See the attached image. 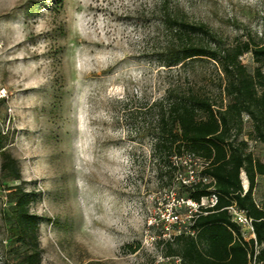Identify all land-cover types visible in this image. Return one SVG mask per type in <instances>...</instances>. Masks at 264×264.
<instances>
[{
	"label": "rangeland",
	"instance_id": "obj_1",
	"mask_svg": "<svg viewBox=\"0 0 264 264\" xmlns=\"http://www.w3.org/2000/svg\"><path fill=\"white\" fill-rule=\"evenodd\" d=\"M163 2L227 41L264 44V0H0V141L35 196L41 264H177L164 222L147 225L172 192L188 194L176 180L183 168L153 153L159 102L181 80L158 60L169 39ZM242 61L255 65L250 53ZM190 71L218 96L211 61ZM249 130L244 117L243 137ZM249 147L264 159L259 142ZM19 183L0 170V264L19 252L6 198ZM253 197L264 208V177ZM177 214L187 234L188 210Z\"/></svg>",
	"mask_w": 264,
	"mask_h": 264
},
{
	"label": "trees",
	"instance_id": "obj_2",
	"mask_svg": "<svg viewBox=\"0 0 264 264\" xmlns=\"http://www.w3.org/2000/svg\"><path fill=\"white\" fill-rule=\"evenodd\" d=\"M161 11L169 39L158 60L169 68L178 66L181 80L168 87L159 102L153 153L172 170H176L173 157L191 154L203 159L202 175L212 181L179 186L193 200L212 193L218 198L215 206L194 214L193 234L180 233L168 241L169 253L182 264H251L255 241L241 236L240 226L225 207L235 203L244 209L252 218L256 243L264 244V208L253 197L258 177H264V159L256 158L249 147L253 139L264 149V44L251 36L227 41L206 23H190L170 14L164 2ZM247 53L255 63L252 67L242 61ZM204 60L216 69L217 97L208 94L190 71L194 62ZM244 117L250 121L246 137ZM0 157L1 172L20 182L8 187L6 194L12 204L7 231L19 249L14 264H41L40 217L30 211L35 196L21 185L15 158L4 149ZM241 172L248 181L245 192ZM173 242L176 246L171 248ZM263 249L257 257L262 264Z\"/></svg>",
	"mask_w": 264,
	"mask_h": 264
},
{
	"label": "built area",
	"instance_id": "obj_3",
	"mask_svg": "<svg viewBox=\"0 0 264 264\" xmlns=\"http://www.w3.org/2000/svg\"><path fill=\"white\" fill-rule=\"evenodd\" d=\"M173 159H174L173 165H175L177 168L181 167L184 170V172L178 171L177 173L176 180L179 183L189 186L198 181H203L206 183L212 181L211 178L202 175V170L206 165V162L203 159L191 154H186L180 157H173ZM165 201H166L165 204L166 208L165 211L160 214L161 219L160 220H157L156 218L149 219L147 225L148 227L151 225L158 226L159 222L163 221L164 222L163 235H169L171 239L173 236L177 234L185 233L181 231L180 225L181 222H183V220H181V218L177 214L178 208L184 207L188 210V219H189L188 221L191 225L194 214L201 212L202 208L206 209L215 206L218 202V198L215 194L212 193L208 196L201 197L197 201L188 197H179V196L176 197L175 192H172L171 198H167V200ZM158 204L162 205V202H158ZM225 209L230 215L231 220L240 226L241 236L246 240L252 238L255 241L254 252L250 258V263L262 264V262L258 261L257 257L259 252L264 248V244L258 245L256 243V238L252 225V218L247 216L246 211L238 207L235 203L226 206ZM188 233L193 234V231L190 229V226ZM170 235H172V237ZM175 262L177 264H182L181 259L179 257L176 258Z\"/></svg>",
	"mask_w": 264,
	"mask_h": 264
},
{
	"label": "crops",
	"instance_id": "obj_4",
	"mask_svg": "<svg viewBox=\"0 0 264 264\" xmlns=\"http://www.w3.org/2000/svg\"><path fill=\"white\" fill-rule=\"evenodd\" d=\"M244 176H245V174H244ZM245 179H246V176H245ZM242 181V180H241ZM246 183H247V186H244L245 185V183L243 184V181H242V187H243V191H246L247 190V187H248V181H247V179H246V181H245ZM254 200H255V198H254ZM256 201V200H255Z\"/></svg>",
	"mask_w": 264,
	"mask_h": 264
},
{
	"label": "bare ground",
	"instance_id": "obj_5",
	"mask_svg": "<svg viewBox=\"0 0 264 264\" xmlns=\"http://www.w3.org/2000/svg\"><path fill=\"white\" fill-rule=\"evenodd\" d=\"M245 184H246V182H245Z\"/></svg>",
	"mask_w": 264,
	"mask_h": 264
}]
</instances>
